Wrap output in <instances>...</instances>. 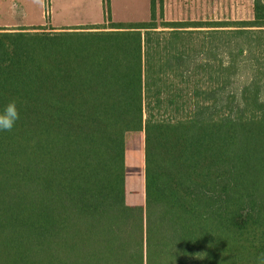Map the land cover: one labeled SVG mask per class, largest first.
Returning a JSON list of instances; mask_svg holds the SVG:
<instances>
[{
  "label": "trees",
  "instance_id": "16d2710c",
  "mask_svg": "<svg viewBox=\"0 0 264 264\" xmlns=\"http://www.w3.org/2000/svg\"><path fill=\"white\" fill-rule=\"evenodd\" d=\"M156 3L147 21L0 27V110L20 112L0 131V264H261L264 0L206 29H158Z\"/></svg>",
  "mask_w": 264,
  "mask_h": 264
},
{
  "label": "rangeland",
  "instance_id": "374dc122",
  "mask_svg": "<svg viewBox=\"0 0 264 264\" xmlns=\"http://www.w3.org/2000/svg\"><path fill=\"white\" fill-rule=\"evenodd\" d=\"M249 2V1H248ZM148 0H0V27L67 28L101 22H139L148 18ZM163 17L157 16L158 29ZM98 23V24H101ZM127 143V201L144 203L143 135L130 133Z\"/></svg>",
  "mask_w": 264,
  "mask_h": 264
},
{
  "label": "crops",
  "instance_id": "0c3cea01",
  "mask_svg": "<svg viewBox=\"0 0 264 264\" xmlns=\"http://www.w3.org/2000/svg\"><path fill=\"white\" fill-rule=\"evenodd\" d=\"M249 1V2H248ZM157 16L168 22L197 23L206 29L207 23H234L253 18V0H156ZM148 18H151V0H148ZM93 22L90 24H98ZM59 29V28H58ZM186 29H197L188 26Z\"/></svg>",
  "mask_w": 264,
  "mask_h": 264
},
{
  "label": "clouds",
  "instance_id": "9594fccd",
  "mask_svg": "<svg viewBox=\"0 0 264 264\" xmlns=\"http://www.w3.org/2000/svg\"><path fill=\"white\" fill-rule=\"evenodd\" d=\"M19 119L17 101L12 100L0 110V131H11ZM261 264H264V257H261Z\"/></svg>",
  "mask_w": 264,
  "mask_h": 264
}]
</instances>
